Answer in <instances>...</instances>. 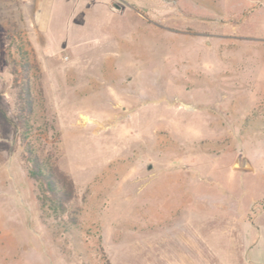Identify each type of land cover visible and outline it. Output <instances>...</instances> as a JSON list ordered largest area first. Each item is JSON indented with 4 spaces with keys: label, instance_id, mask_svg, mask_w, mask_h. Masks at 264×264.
Wrapping results in <instances>:
<instances>
[{
    "label": "rangeland",
    "instance_id": "obj_1",
    "mask_svg": "<svg viewBox=\"0 0 264 264\" xmlns=\"http://www.w3.org/2000/svg\"><path fill=\"white\" fill-rule=\"evenodd\" d=\"M0 264H264V0H0Z\"/></svg>",
    "mask_w": 264,
    "mask_h": 264
},
{
    "label": "trees",
    "instance_id": "obj_2",
    "mask_svg": "<svg viewBox=\"0 0 264 264\" xmlns=\"http://www.w3.org/2000/svg\"><path fill=\"white\" fill-rule=\"evenodd\" d=\"M24 58H26L24 56ZM22 82L18 83L15 75L17 97V119L20 128L21 144L24 158L29 164V175L38 184L39 201L44 207L50 204L55 213H66L67 206L77 197V187L73 179L61 169L56 158L43 157L32 145L34 99L31 93L29 64L23 62ZM72 219L76 220L75 216Z\"/></svg>",
    "mask_w": 264,
    "mask_h": 264
},
{
    "label": "crops",
    "instance_id": "obj_3",
    "mask_svg": "<svg viewBox=\"0 0 264 264\" xmlns=\"http://www.w3.org/2000/svg\"><path fill=\"white\" fill-rule=\"evenodd\" d=\"M91 1H89L88 3H90ZM105 3H106V5H108V3H109V0H105Z\"/></svg>",
    "mask_w": 264,
    "mask_h": 264
}]
</instances>
